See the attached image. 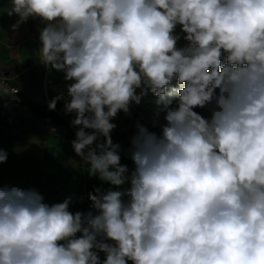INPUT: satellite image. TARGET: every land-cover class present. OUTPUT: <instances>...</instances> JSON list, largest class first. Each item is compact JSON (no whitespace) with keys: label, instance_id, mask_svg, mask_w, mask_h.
I'll use <instances>...</instances> for the list:
<instances>
[{"label":"clouds","instance_id":"clouds-1","mask_svg":"<svg viewBox=\"0 0 264 264\" xmlns=\"http://www.w3.org/2000/svg\"><path fill=\"white\" fill-rule=\"evenodd\" d=\"M9 3L0 15L19 17L13 30L45 23L38 58L74 81L72 147L114 188L73 213L71 197L49 205L0 187V264H264V0ZM148 90L164 123L136 125L129 171L111 121Z\"/></svg>","mask_w":264,"mask_h":264},{"label":"crops","instance_id":"crops-1","mask_svg":"<svg viewBox=\"0 0 264 264\" xmlns=\"http://www.w3.org/2000/svg\"><path fill=\"white\" fill-rule=\"evenodd\" d=\"M10 6L9 0H0V7ZM18 19L16 15H0V72L11 87L18 89L15 94L0 90V149L7 153V160L0 163V187L35 189L49 205L71 197L70 211L87 213L92 210L89 193L97 187L114 186L90 176V165L72 147L79 126L72 125L75 114H65L64 104L74 81L65 80L64 72L40 62L39 36L45 23L38 17L29 18L13 30ZM174 35L180 37L177 48L188 46L180 25ZM61 94L64 98L56 109L49 110V102ZM132 104L128 114L121 111L111 121L116 128L110 133L113 143L121 146V164L129 171L134 169L130 156L135 135ZM100 256L103 260L104 254Z\"/></svg>","mask_w":264,"mask_h":264},{"label":"rangeland","instance_id":"rangeland-1","mask_svg":"<svg viewBox=\"0 0 264 264\" xmlns=\"http://www.w3.org/2000/svg\"><path fill=\"white\" fill-rule=\"evenodd\" d=\"M176 80L174 79L172 81V85L176 86ZM141 89H138V95L140 94ZM157 97H155L150 90L147 91V94L144 95L141 99L140 104H135L133 107V115L131 116L132 120L135 123V131L134 134H136V125L137 124H142L146 127L149 128L150 131H156L159 132V126L157 125L156 127L153 126L154 122L159 121V124L164 123L163 120V112H159L158 114V109L161 106H158L156 101ZM198 111L201 115L204 117L208 118L210 117V112L207 108L205 109H195Z\"/></svg>","mask_w":264,"mask_h":264},{"label":"built area","instance_id":"built-area-1","mask_svg":"<svg viewBox=\"0 0 264 264\" xmlns=\"http://www.w3.org/2000/svg\"><path fill=\"white\" fill-rule=\"evenodd\" d=\"M0 85H2V86H0V90H2L3 92H8V93H12V94L16 93L15 91H13V89H16V88L11 87L8 84L7 80H6V82L0 81Z\"/></svg>","mask_w":264,"mask_h":264}]
</instances>
